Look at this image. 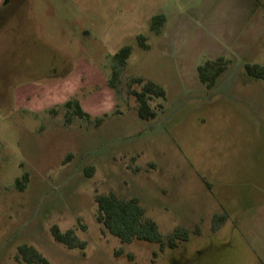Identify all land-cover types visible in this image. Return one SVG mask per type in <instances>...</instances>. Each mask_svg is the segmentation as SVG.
<instances>
[{"label":"rangeland","instance_id":"374dc122","mask_svg":"<svg viewBox=\"0 0 264 264\" xmlns=\"http://www.w3.org/2000/svg\"><path fill=\"white\" fill-rule=\"evenodd\" d=\"M17 7L0 13V264H26L22 246L48 264H264V80L246 71L264 67V0ZM222 57L228 69L203 88L199 65ZM139 78L167 93L151 121L132 95ZM109 193L140 199L164 237L184 227L189 241L123 245L96 219V197ZM54 226L85 248L57 242Z\"/></svg>","mask_w":264,"mask_h":264},{"label":"trees","instance_id":"16d2710c","mask_svg":"<svg viewBox=\"0 0 264 264\" xmlns=\"http://www.w3.org/2000/svg\"><path fill=\"white\" fill-rule=\"evenodd\" d=\"M166 24L164 15L156 16L152 21V30L160 34L161 29ZM139 45L144 50H149L145 38H138ZM132 49L125 47L115 55L113 80L111 84L119 79V70L126 67L130 58ZM230 61L226 58H218L216 60L205 59L198 68L200 81L209 89H213L218 79L226 72ZM246 71L252 78L264 80V67L259 65H247ZM135 84L141 87L140 91H132L138 104V114L142 120L151 121L158 116L159 109H163V105L158 108L153 107L154 100L165 101L167 99L166 91L150 80L142 78L135 79ZM115 88V86H114ZM66 108L71 110L73 102H68ZM75 115L80 118L87 116L82 112L78 105H75ZM28 182V176L25 175L17 181L20 190H23L25 183ZM97 204V222L112 236L118 238L123 245L131 244L135 241L146 242L150 244L160 245L162 252L165 249L176 250L181 243L190 239V231L184 227L175 229L168 237H164L160 232L158 224L147 216L145 208L142 206L140 199H121L113 193L100 194L96 197ZM216 219H222L217 218ZM215 228V227H214ZM54 239L69 249L83 250L86 246L81 242L73 231L63 233L58 226L51 229ZM20 254L23 256L26 264H48V261L33 247L22 246Z\"/></svg>","mask_w":264,"mask_h":264},{"label":"crops","instance_id":"0c3cea01","mask_svg":"<svg viewBox=\"0 0 264 264\" xmlns=\"http://www.w3.org/2000/svg\"><path fill=\"white\" fill-rule=\"evenodd\" d=\"M10 1L11 0H0V13L8 7ZM12 1H16L17 2V4H18L17 9L20 10L27 0H12ZM198 9H205L206 10V8H200V7ZM17 12H19V11H17ZM6 17H8V18H6V22H8L12 18V14H10V15H8ZM166 21H167V18H166ZM201 85H203L202 86L203 88L208 89L203 83H201Z\"/></svg>","mask_w":264,"mask_h":264}]
</instances>
